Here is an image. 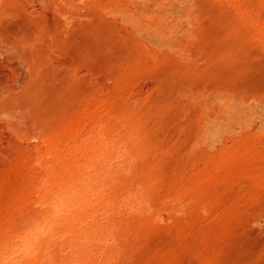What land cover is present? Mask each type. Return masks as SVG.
Wrapping results in <instances>:
<instances>
[{
  "label": "rangeland",
  "instance_id": "1",
  "mask_svg": "<svg viewBox=\"0 0 264 264\" xmlns=\"http://www.w3.org/2000/svg\"><path fill=\"white\" fill-rule=\"evenodd\" d=\"M94 128L21 227L41 140ZM4 228L0 264H264V0H0Z\"/></svg>",
  "mask_w": 264,
  "mask_h": 264
},
{
  "label": "bare ground",
  "instance_id": "2",
  "mask_svg": "<svg viewBox=\"0 0 264 264\" xmlns=\"http://www.w3.org/2000/svg\"><path fill=\"white\" fill-rule=\"evenodd\" d=\"M94 131L95 132L92 135L88 134L91 136V137H88V138H90L88 143L86 141H84V140L82 141L80 139L81 141L76 142L75 145L73 146L72 150H70L67 154H65L61 157L54 155L53 150L56 147L55 144H57V143L54 142L53 138H50L48 136V137H44L41 140L40 147H39L41 149H39V151H37L35 158H34V161H32V165L39 169L40 175L34 180L33 184L29 187L30 196L28 197L27 201L30 202L29 204L31 206V211H30L31 213L29 214L30 216H28L29 218L26 217L28 223L26 222L21 227H24V228L33 227L34 228L36 222H38V221L40 222L41 220H44L47 216V213L51 212L50 208L52 207V204L54 202V198L56 197V195L53 194L54 193L53 187L54 186L56 187V184L60 181L59 179L61 178L62 175H64V173L68 174L69 177H72L75 175L80 176L81 173L86 175V173H84V170L82 168L83 165L89 164L92 157L94 156V154H97L99 152H101L103 154L104 152L109 151V149L107 147V143H105L106 141H104L103 132L98 130V128L95 129ZM79 159H81V161L83 162L82 165H78L77 161ZM74 162H75V164H74ZM58 166H60L59 169L56 168ZM69 180H67V181H69ZM58 188L60 189L61 187H58ZM24 210H25L24 207L21 208V205H19L18 209L16 210V212L14 214V218H16L19 215H22L23 213H24V215H26L27 212L25 211L26 212V214H25ZM17 218H19V217H17ZM49 219H50V217H49ZM51 220H52V218H51ZM26 224H27V226L25 227ZM17 229H18V227H17ZM21 229H23V228H21ZM21 229L19 232L22 231ZM9 230H11V229H8V228H4V230L0 229V237H3L6 235L5 238H7V236H10L11 231H9ZM25 230L27 231V229H25ZM13 232H14V230H13ZM18 234H16V235H18ZM14 237L12 236L10 239L13 240ZM7 239H9V237ZM3 250H5V248ZM7 250L8 249H6L5 251L7 252ZM5 251H3V252H5ZM0 252H1V250H0ZM3 252H1V253L4 254ZM34 252H38V251H34ZM38 254H37V256H39ZM37 256H33L31 259L28 258L29 256H26L25 259L23 260L24 264H39L40 262L38 261ZM20 264H23V263H20Z\"/></svg>",
  "mask_w": 264,
  "mask_h": 264
}]
</instances>
